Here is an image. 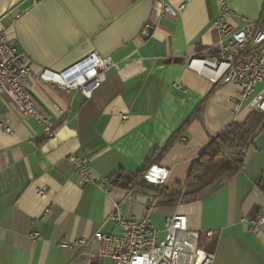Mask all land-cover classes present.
<instances>
[{
    "label": "crops",
    "instance_id": "crops-1",
    "mask_svg": "<svg viewBox=\"0 0 264 264\" xmlns=\"http://www.w3.org/2000/svg\"><path fill=\"white\" fill-rule=\"evenodd\" d=\"M226 2L232 27L264 22V0ZM217 15L215 0H0V34L28 60V91L56 134L48 140L0 97V121L12 129L0 133V264H110L96 257L97 244H73L96 232L119 235L110 220L116 205L137 219L151 203L160 237L166 219L181 214L202 234L199 247L212 264H264V224L249 231L241 222L264 214V144H249L239 170L221 173L195 199L129 181L158 165L169 172L162 187L182 185L209 141L250 112L246 102L233 110L237 87H215L187 67L217 52ZM91 52L114 66L89 98L36 80L43 69L61 72ZM70 155L86 159L105 190L79 186Z\"/></svg>",
    "mask_w": 264,
    "mask_h": 264
},
{
    "label": "built area",
    "instance_id": "built-area-1",
    "mask_svg": "<svg viewBox=\"0 0 264 264\" xmlns=\"http://www.w3.org/2000/svg\"><path fill=\"white\" fill-rule=\"evenodd\" d=\"M215 2L218 15L213 26L218 35L217 52L208 59L191 58L187 67L204 75L215 87L227 84L237 87V95L231 98L235 112L240 110L244 102L247 108L264 112V90L255 93L257 86L264 80V22L244 21L242 26L234 28L228 22L230 11L226 0ZM164 12L170 11L165 8ZM113 66L109 58L91 52L61 72L43 69L36 80L65 91L78 90L85 98H89L103 84L106 72ZM30 77V65L26 57L0 34V97L6 96L14 103L21 121L35 120L45 137L55 141L52 124L33 104L28 91ZM174 86L181 89L179 84ZM121 119L125 120L126 116ZM11 131L7 123L0 121V133L9 134ZM181 141L186 140L181 138ZM68 161L79 186L94 182L105 190L104 183L94 178L86 159L70 155ZM168 176L166 169L150 165L140 180L153 187H162ZM44 195L43 190L37 191L38 197ZM153 207L151 203L141 217L127 219L121 214L119 205H116L110 220L120 227L119 235L96 232L88 241L80 240L73 245L84 248L90 242L97 244L96 257L108 260L110 264H212V254L199 247L202 234L188 228L186 216L177 214L166 219L164 235L160 237L150 220ZM241 222L252 231L264 224V214L243 218ZM212 234L206 231L204 236L211 237ZM30 237L38 239V233L33 232ZM60 245L66 246L64 242Z\"/></svg>",
    "mask_w": 264,
    "mask_h": 264
},
{
    "label": "trees",
    "instance_id": "trees-1",
    "mask_svg": "<svg viewBox=\"0 0 264 264\" xmlns=\"http://www.w3.org/2000/svg\"><path fill=\"white\" fill-rule=\"evenodd\" d=\"M264 133V112L253 108L242 122H232L219 135L211 139L192 162L186 181L171 189L150 186L140 178L149 166L130 178L132 184L160 196H184L195 199L200 191L211 184L221 173L233 176L242 166L244 149Z\"/></svg>",
    "mask_w": 264,
    "mask_h": 264
},
{
    "label": "water",
    "instance_id": "water-1",
    "mask_svg": "<svg viewBox=\"0 0 264 264\" xmlns=\"http://www.w3.org/2000/svg\"><path fill=\"white\" fill-rule=\"evenodd\" d=\"M264 144V135L259 134V136L256 138V140L253 142V145L257 148L260 149Z\"/></svg>",
    "mask_w": 264,
    "mask_h": 264
},
{
    "label": "rangeland",
    "instance_id": "rangeland-1",
    "mask_svg": "<svg viewBox=\"0 0 264 264\" xmlns=\"http://www.w3.org/2000/svg\"><path fill=\"white\" fill-rule=\"evenodd\" d=\"M263 83H264V81H263ZM263 83H262V84H263ZM262 84H261V85H262ZM259 86H260V85H259Z\"/></svg>",
    "mask_w": 264,
    "mask_h": 264
}]
</instances>
